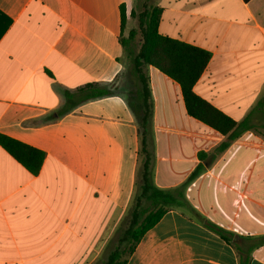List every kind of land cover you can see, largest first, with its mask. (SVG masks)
Here are the masks:
<instances>
[{
  "label": "crops",
  "instance_id": "0c3cea01",
  "mask_svg": "<svg viewBox=\"0 0 264 264\" xmlns=\"http://www.w3.org/2000/svg\"><path fill=\"white\" fill-rule=\"evenodd\" d=\"M149 5L160 34L211 52L194 92L243 126L225 150L177 82L148 65L145 95L133 73L121 40ZM95 87L108 93L85 98ZM0 133L46 154L32 174L0 145V264H102L150 204L146 159L154 186H184L188 206L127 264H264V0H0Z\"/></svg>",
  "mask_w": 264,
  "mask_h": 264
},
{
  "label": "trees",
  "instance_id": "16d2710c",
  "mask_svg": "<svg viewBox=\"0 0 264 264\" xmlns=\"http://www.w3.org/2000/svg\"><path fill=\"white\" fill-rule=\"evenodd\" d=\"M248 1V0H245ZM121 15V28L126 25L124 6ZM162 10L157 6H145L137 14L138 28L142 41L137 52L133 51V42L138 31L133 29L128 37L122 38V45L130 56L133 73L140 79L145 95L148 91L143 68L153 66L177 82L182 94L187 112L217 130L227 135L220 150H225L242 132L243 126L232 120L220 110L195 94L194 86L206 69L211 52L184 41L163 36L159 32ZM93 87V85H89ZM108 93V90L95 87L85 98H96ZM146 97V96H145ZM147 112L148 103H145ZM145 141V140H144ZM0 145L32 174H38L43 166L46 154L44 151L13 139L0 133ZM203 167L199 166L191 175L189 181L198 176ZM184 186L174 191H163L156 188L151 179L150 161L145 160L141 178V195L149 201L144 207L139 203L133 208L127 225L118 236L114 249L102 264H127L134 253L137 244L146 232L151 229L167 213L172 206H188L184 198ZM205 226L217 232L227 242H232L235 236L215 224L202 219ZM248 258H241V264H248Z\"/></svg>",
  "mask_w": 264,
  "mask_h": 264
},
{
  "label": "rangeland",
  "instance_id": "374dc122",
  "mask_svg": "<svg viewBox=\"0 0 264 264\" xmlns=\"http://www.w3.org/2000/svg\"><path fill=\"white\" fill-rule=\"evenodd\" d=\"M143 9H138L137 13H135L136 15L141 12ZM134 21H135V30L138 31L137 37L135 38L134 42H133V50L134 52H137L139 50L141 41H142V37L138 28V19L137 16L134 17Z\"/></svg>",
  "mask_w": 264,
  "mask_h": 264
}]
</instances>
